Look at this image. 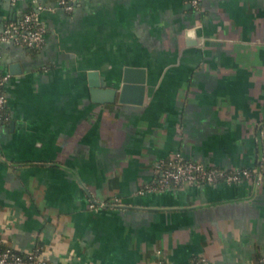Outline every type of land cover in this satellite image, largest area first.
Here are the masks:
<instances>
[{
	"label": "crops",
	"instance_id": "0c3cea01",
	"mask_svg": "<svg viewBox=\"0 0 264 264\" xmlns=\"http://www.w3.org/2000/svg\"><path fill=\"white\" fill-rule=\"evenodd\" d=\"M39 10L36 54L0 42V239L49 264H252L264 254V0H0ZM145 68L143 101L93 99ZM249 168L155 187V162ZM161 250V252H159Z\"/></svg>",
	"mask_w": 264,
	"mask_h": 264
},
{
	"label": "built area",
	"instance_id": "2783aa9c",
	"mask_svg": "<svg viewBox=\"0 0 264 264\" xmlns=\"http://www.w3.org/2000/svg\"><path fill=\"white\" fill-rule=\"evenodd\" d=\"M79 0H58L59 5L66 11H71ZM38 10H28L15 19L4 22L0 31V42L12 43L20 46L41 47L45 41L46 24L41 21L39 10L45 8L41 3ZM9 73L0 72V126L9 119L7 108V94L4 89ZM156 184L155 187H165L179 183H217L238 182L244 177H249L253 171L249 168L228 169L205 164L200 160L186 159L180 153L174 156L161 158L155 162ZM20 254L12 249H7L0 254V264H49L42 251L28 249ZM161 252V250H159ZM197 264H215L206 257L198 259ZM252 264H264V254Z\"/></svg>",
	"mask_w": 264,
	"mask_h": 264
},
{
	"label": "water",
	"instance_id": "95a60500",
	"mask_svg": "<svg viewBox=\"0 0 264 264\" xmlns=\"http://www.w3.org/2000/svg\"><path fill=\"white\" fill-rule=\"evenodd\" d=\"M93 99L99 102L115 101L119 91V101L142 102L146 87L145 68L125 66L118 76L107 85L98 70L89 71Z\"/></svg>",
	"mask_w": 264,
	"mask_h": 264
},
{
	"label": "trees",
	"instance_id": "16d2710c",
	"mask_svg": "<svg viewBox=\"0 0 264 264\" xmlns=\"http://www.w3.org/2000/svg\"><path fill=\"white\" fill-rule=\"evenodd\" d=\"M7 20H9V19H7ZM25 48L32 54H36L39 51V49H40V47H37V46H25ZM5 110L8 111L7 108ZM8 120L9 119L5 120V122H7ZM168 159H169V157L166 158V160H168ZM7 249H12L15 252H18L20 254L25 253L23 250H19V249L13 247L11 244H9V243H7V242H5V241L0 239V254L3 253ZM39 249L40 248H33L34 251H40ZM200 258L201 257H197L196 258V260H195L196 264L198 263V259H200ZM47 263H48V261H47Z\"/></svg>",
	"mask_w": 264,
	"mask_h": 264
}]
</instances>
